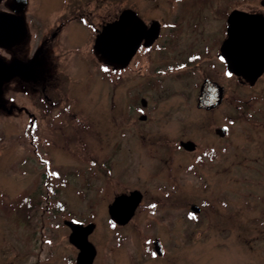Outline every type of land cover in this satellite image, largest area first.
<instances>
[{
    "label": "rangeland",
    "instance_id": "374dc122",
    "mask_svg": "<svg viewBox=\"0 0 264 264\" xmlns=\"http://www.w3.org/2000/svg\"><path fill=\"white\" fill-rule=\"evenodd\" d=\"M262 1L201 0L184 10V0H29L0 25V55L15 60H0V264H76L65 221L73 217L96 222L93 264H264V72L249 83L226 72L215 47L205 51L224 37L231 9L264 13ZM73 5L86 22H65L43 62L29 65L17 44L39 37L25 14L50 34ZM128 5L147 21L185 11L172 52L204 58L175 66L152 49L126 69L105 64L93 52L95 30ZM206 75L225 85L208 110L196 105ZM151 76L162 85L146 86ZM137 94L147 97L144 119ZM190 138L195 147L183 148ZM136 188L135 213L115 222L108 205ZM156 238L167 246L161 257L145 248Z\"/></svg>",
    "mask_w": 264,
    "mask_h": 264
},
{
    "label": "water",
    "instance_id": "95a60500",
    "mask_svg": "<svg viewBox=\"0 0 264 264\" xmlns=\"http://www.w3.org/2000/svg\"><path fill=\"white\" fill-rule=\"evenodd\" d=\"M25 0H16L13 6L19 10L24 7ZM264 3V0L262 1ZM227 35L220 46L221 53L228 62V67L238 76H242L249 83H255L264 71V13L249 11L239 7L233 8L227 14ZM160 21L148 23L131 7L120 10L118 16L103 23L92 44L94 53L102 61L115 67L127 64L133 53L141 44L149 45L159 34ZM224 86L216 81L205 80L199 92L197 104L213 106L223 98ZM227 126L217 129L221 134L226 132ZM185 148L193 149L192 139L182 140ZM143 194L136 188L130 192L115 195L108 205L110 216L120 223H125L134 214ZM194 211L199 205L192 203ZM72 229L69 240L79 248L77 264H93L97 249L88 235L93 231L95 223H83L76 218L65 219ZM156 247H160L156 243Z\"/></svg>",
    "mask_w": 264,
    "mask_h": 264
},
{
    "label": "flooded vegetation",
    "instance_id": "af4514ba",
    "mask_svg": "<svg viewBox=\"0 0 264 264\" xmlns=\"http://www.w3.org/2000/svg\"><path fill=\"white\" fill-rule=\"evenodd\" d=\"M25 1L26 2L24 4V7H22L21 10H19V9H17V8H15L13 6V3H15L16 0H0V25L3 26V24H6L8 22L11 23V21L19 19L22 16V14H24V11L28 8L29 0H25ZM200 1L201 0H184V4L182 5V7H184V10H186L187 8L192 7L194 4L201 5L199 3ZM128 6L133 8L135 11H137L131 5H128ZM65 12H67V14H68V17L66 16L67 21L64 20V22L63 21L61 22L60 20H57V23H56L57 27H55L53 29V31H50V34H48L49 32H47V29H45V27H46V26H44L45 22L42 23V21H41V25H40L41 26V30H40V26H38V23H39L38 20L39 19H34L33 17L31 18L30 16H28V13L25 14V16H27L29 18L28 20L30 21V27L32 28V31L30 32V36L32 34V38L33 37H35V38L39 37L37 39L36 45L33 46V47L29 46V44L27 45V42H25V43L22 42L21 44H19V43L17 44V49L20 50V52L22 53V59L29 60L28 64L30 62L32 63L35 59L36 60L38 59L39 61L43 62V60H44L43 59L44 58L43 55L48 50L47 46L54 43L53 41L57 37L56 35L58 34V32L60 30V27L64 26L63 24L65 22L69 23L72 20H75L77 22H80V23L76 22L79 25H82L81 22H83V23L86 22L87 17L82 14V12L80 10V5L70 6V7L67 8V11H65ZM137 12H138V14H140L139 11H137ZM185 14H186L185 11H182V13H179V17L180 18H182V17L185 18V16H184ZM140 16L145 20V22L148 23V26H150V24L153 22V20L157 19L158 21H160V28H159V31H158L159 32L158 36L153 41H151V44H149V45L145 44L144 43V39H142L140 41L141 44L136 49V51L133 53V56L131 57V60L127 64H125L123 66H120V67L113 66V68L119 69V70L120 69L121 70L122 69H126V68L130 67L131 63L135 59H138V57L140 55L139 53L152 51V49H156L158 54L160 55V57L161 58L163 57V59L164 58H166V59H170L171 58L172 62H168V63H173V64L175 63L174 64L175 66H178V65L185 66V65H188V62H192L196 58H199V59H203L204 58L203 54L201 52H196L195 54H192V55L190 54L189 56H187L186 59L181 60V59L178 58V56L181 57L182 55H179V53L175 52V51L172 52V47L173 46H178L177 41L179 40V35H181L183 33V31L180 30V27L176 28V26L180 25V20L178 19L179 17H175L173 20H168V19L162 18V17L161 18L151 17L150 20L147 21L141 14H140ZM116 17H114V18H116ZM114 18H111V19H114ZM111 19H107V20H111ZM107 20H105V21L100 23L101 25L99 27H97L96 30H95L96 31L95 35L97 34L98 30L103 25V23L106 22ZM226 20H227V18H226ZM54 21H55V18H53L52 24H54ZM48 22H51V21L48 20ZM181 23H183V22H181ZM89 24L92 25L91 22H89ZM196 24L197 23H195V25ZM4 26L6 27V25H4ZM226 27H227V22H226ZM28 29H29V27H28ZM26 34L28 35V30H27ZM27 35H26V37H27ZM226 35H227V29L225 31L224 37L222 39H220L219 41L217 39V41H216V43L214 45H207V49L205 51H207L208 54L209 53L211 54L210 49L215 47L216 51H217V57H219V59L221 61H224V63H225L226 72L229 73L230 75H232L234 73L228 67V62L225 60V58H224V56H223V54L221 53V50H220V46H221V44L223 42V39L226 37ZM7 42L9 43V49H7L8 51L12 52V51L16 50V49L13 50L14 46H16V45H14V42L11 41V39H9ZM12 43H13L14 46L11 45ZM153 51H155V50H153ZM2 59L5 60V65L13 66V64L15 63L14 59H12V60L6 59V55H4L3 52H1V55H0V60H2ZM208 62L211 64V67L216 66V63L213 60H209ZM174 65H171V67H174ZM3 66L4 65L2 64V61H0V68L3 69L4 68ZM5 69L9 70L7 67H5ZM185 70L186 69H180L178 72L179 73H183V72H185ZM179 73H177V74H179ZM207 79L212 80V81H216L217 83L222 84L224 86L223 93L225 92V85L223 83H221L218 79H215L214 76L206 75L205 77H203V79L199 83L200 85H199V90H198V93H197L196 105L198 107H200V108L205 109V110L213 109V108L218 107L219 103L223 101L224 95H225V93H224L223 98L221 99L220 102H218L217 105L208 106V107L198 105L197 102H198V97L200 95L199 92L201 90L202 83L205 80H207ZM146 82H147L146 86H149V87H151V86L157 87L156 85H160V86L162 85V80H161V78H158V76L157 77L156 76L148 77L146 79ZM136 96L139 97V101H140V105H138V107H137L140 110L139 118L140 119H144V118H146V115H147L146 112H145V109H146V111L149 110V106H147V97H145L144 95L140 96L138 94ZM133 98L136 100L135 97H133ZM133 98H131L132 99V104L135 103ZM223 125H225V124H221L220 126H223ZM218 128H220V127H217L215 131L219 135H224L227 132V130H228V125H227L226 132L224 134L219 133L217 131ZM180 145L183 146L182 145V140H180ZM183 148H184V146H183ZM212 150H214V149H212ZM158 239L159 238L152 239L150 241H146L145 248H147V251L151 252L153 257H155V256L161 257V256H163L165 254V252L167 250L166 244L164 242L162 243L161 239H159V240ZM156 243H159L160 247H156ZM76 250L77 251L75 252V255H74V261H76L77 255H78V253L80 251L78 247H77ZM132 251L133 250H128L127 253H128V256H130L129 258L133 259L134 257L131 256V252ZM96 254H97V252H96ZM75 263L77 264V261ZM93 263H94V261H93Z\"/></svg>",
    "mask_w": 264,
    "mask_h": 264
},
{
    "label": "trees",
    "instance_id": "16d2710c",
    "mask_svg": "<svg viewBox=\"0 0 264 264\" xmlns=\"http://www.w3.org/2000/svg\"><path fill=\"white\" fill-rule=\"evenodd\" d=\"M227 12H228V9H227ZM27 197H31L30 194H27V195H24V197L22 198V200H19L16 202V204L18 205L19 203L20 204H25V201L27 200ZM32 200V199H31Z\"/></svg>",
    "mask_w": 264,
    "mask_h": 264
},
{
    "label": "bare ground",
    "instance_id": "6f19581e",
    "mask_svg": "<svg viewBox=\"0 0 264 264\" xmlns=\"http://www.w3.org/2000/svg\"><path fill=\"white\" fill-rule=\"evenodd\" d=\"M96 55V54H95ZM98 57V56H97ZM99 58V57H98ZM100 59V58H99Z\"/></svg>",
    "mask_w": 264,
    "mask_h": 264
}]
</instances>
